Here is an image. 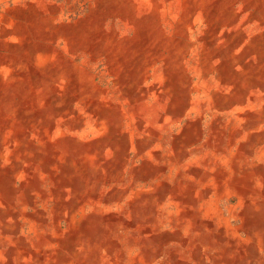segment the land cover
I'll return each mask as SVG.
<instances>
[{
	"label": "bare ground",
	"instance_id": "obj_1",
	"mask_svg": "<svg viewBox=\"0 0 264 264\" xmlns=\"http://www.w3.org/2000/svg\"><path fill=\"white\" fill-rule=\"evenodd\" d=\"M0 264H264V0H0Z\"/></svg>",
	"mask_w": 264,
	"mask_h": 264
}]
</instances>
